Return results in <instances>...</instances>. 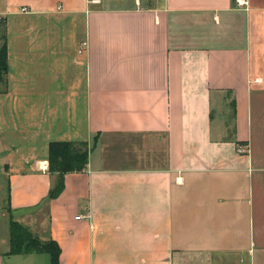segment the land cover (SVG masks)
Returning a JSON list of instances; mask_svg holds the SVG:
<instances>
[{
    "label": "crops",
    "instance_id": "obj_1",
    "mask_svg": "<svg viewBox=\"0 0 264 264\" xmlns=\"http://www.w3.org/2000/svg\"><path fill=\"white\" fill-rule=\"evenodd\" d=\"M0 18V264H51L8 254V214L60 264H264V0H0ZM54 140L91 150L50 198Z\"/></svg>",
    "mask_w": 264,
    "mask_h": 264
},
{
    "label": "trees",
    "instance_id": "obj_2",
    "mask_svg": "<svg viewBox=\"0 0 264 264\" xmlns=\"http://www.w3.org/2000/svg\"><path fill=\"white\" fill-rule=\"evenodd\" d=\"M4 26L6 25L3 20ZM0 45V92L7 91L8 85V44L4 30ZM90 146L84 141L54 140L48 147V170L57 175V181L51 188L49 197H56L64 189V175L68 172L82 171L89 159ZM10 249L8 254L48 253L51 264H60L61 248L54 239L42 240L20 221L9 219Z\"/></svg>",
    "mask_w": 264,
    "mask_h": 264
},
{
    "label": "rangeland",
    "instance_id": "obj_3",
    "mask_svg": "<svg viewBox=\"0 0 264 264\" xmlns=\"http://www.w3.org/2000/svg\"><path fill=\"white\" fill-rule=\"evenodd\" d=\"M4 32V22H3V18H0V44L2 43V39H1V36ZM1 178V177H0ZM1 185H3L1 187ZM7 182L6 181H0V201L1 200H4V205L6 206V212H7V209H8V206H7V200H8V188H7ZM1 203V202H0ZM8 214L7 215V219H8V224H9V219H10V216L11 218L15 219L14 215H10ZM36 216H39V222H42L44 226L47 225L48 221H47V210L46 208L44 209V206L40 208V210L35 214ZM36 231L35 229L32 230V232L35 234ZM4 234V225L3 223L0 221V235H3ZM37 236V235H35Z\"/></svg>",
    "mask_w": 264,
    "mask_h": 264
},
{
    "label": "built area",
    "instance_id": "obj_4",
    "mask_svg": "<svg viewBox=\"0 0 264 264\" xmlns=\"http://www.w3.org/2000/svg\"><path fill=\"white\" fill-rule=\"evenodd\" d=\"M238 3L241 4V5H245V4H247V0H238ZM88 46H89L88 42L87 41H83L82 44H81V48H80L79 52H83L84 50H86L88 48ZM248 150L249 149H248L247 145H244V144L238 145V152L247 153ZM78 217H80V216H78Z\"/></svg>",
    "mask_w": 264,
    "mask_h": 264
}]
</instances>
